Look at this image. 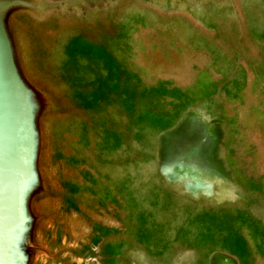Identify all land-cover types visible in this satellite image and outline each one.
<instances>
[{
  "label": "rangeland",
  "instance_id": "rangeland-1",
  "mask_svg": "<svg viewBox=\"0 0 264 264\" xmlns=\"http://www.w3.org/2000/svg\"><path fill=\"white\" fill-rule=\"evenodd\" d=\"M0 264H264V0H0Z\"/></svg>",
  "mask_w": 264,
  "mask_h": 264
}]
</instances>
